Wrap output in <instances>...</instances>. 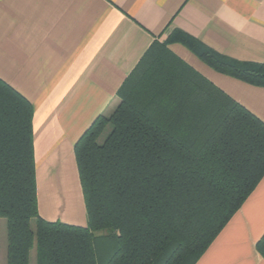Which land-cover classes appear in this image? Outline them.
<instances>
[{"label": "trees", "instance_id": "1", "mask_svg": "<svg viewBox=\"0 0 264 264\" xmlns=\"http://www.w3.org/2000/svg\"><path fill=\"white\" fill-rule=\"evenodd\" d=\"M173 40L215 71L264 87V63L198 49L184 35L152 42L113 112L74 144L86 226L39 216L33 107L0 78L6 264H29L33 247L35 264H195L258 184L264 122L175 55ZM257 248L264 257V236Z\"/></svg>", "mask_w": 264, "mask_h": 264}, {"label": "crops", "instance_id": "2", "mask_svg": "<svg viewBox=\"0 0 264 264\" xmlns=\"http://www.w3.org/2000/svg\"><path fill=\"white\" fill-rule=\"evenodd\" d=\"M264 63V0H0V78L33 107L37 210L86 226L74 144L152 42ZM169 49L264 122V87L215 71L179 41ZM264 175L195 264H264ZM0 264H6L0 244ZM2 253V257H1Z\"/></svg>", "mask_w": 264, "mask_h": 264}, {"label": "rangeland", "instance_id": "3", "mask_svg": "<svg viewBox=\"0 0 264 264\" xmlns=\"http://www.w3.org/2000/svg\"><path fill=\"white\" fill-rule=\"evenodd\" d=\"M108 115H110V114H108ZM108 115H105V116H108ZM105 134L100 138V141H102ZM30 223H31V228L33 229L34 220L32 219L30 221ZM1 243H3V246L6 243V246H7L6 220L4 218H0V244ZM3 256H5V259H6V251H5V253H3ZM1 257H2V253H1ZM29 264H35V249H34V247L29 252Z\"/></svg>", "mask_w": 264, "mask_h": 264}]
</instances>
